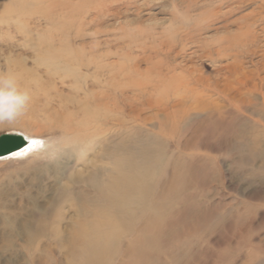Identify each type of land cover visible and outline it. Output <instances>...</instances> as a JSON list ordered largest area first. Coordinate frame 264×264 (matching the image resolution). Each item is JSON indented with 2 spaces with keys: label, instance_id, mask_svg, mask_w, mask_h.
I'll return each instance as SVG.
<instances>
[{
  "label": "rangeland",
  "instance_id": "rangeland-1",
  "mask_svg": "<svg viewBox=\"0 0 264 264\" xmlns=\"http://www.w3.org/2000/svg\"><path fill=\"white\" fill-rule=\"evenodd\" d=\"M237 30L249 32L247 39L257 36L254 44L247 39L241 46L223 42L226 36H236L240 43L243 37ZM263 36L264 0H0V73L20 76L22 60L27 69L36 65V74L45 83L58 84L55 73L68 75L67 85L72 77L63 72L62 64L41 65L42 58L32 44L53 40L85 45L95 56L107 54L99 63L104 65L102 74L111 73L109 80L117 86L125 84L120 96L112 88L110 131L95 130V136L82 144H62L59 134L41 124V95L30 98L26 111L14 123L0 124V135L16 133L46 141L33 154L0 159V264H40V259H46L42 264L66 263L56 234L22 230L26 221L36 220L34 227L45 220L42 211H32L35 205L22 198L30 191L40 196L38 208L46 206L52 190L43 195L36 191L43 185L47 188L51 179L35 180L41 170L48 171L46 164L61 155L53 169L68 158L82 170L101 154L105 139L115 152V144L137 126L159 134L162 143L160 161L156 159L147 179L155 190L153 196L170 177L169 161L184 153L178 184L168 210L162 213L164 221L154 237L156 246L149 264H264ZM120 70L128 74L126 80L120 77ZM45 74L54 75L47 78ZM131 81L141 83V89ZM57 84L59 91L68 93ZM180 85L196 90V98L189 97L184 104L180 91L174 90ZM149 97L169 101V107H190L192 119L201 116L199 108L205 105L211 112L219 111L221 121L215 127L194 120L192 127L176 125L162 135L157 126L166 116L161 110L145 106L138 119L128 117ZM246 97L251 104L243 106L240 100ZM126 145L133 147L130 141ZM126 157L122 160L129 159ZM63 175L60 189L68 185L67 174ZM153 196L148 197L150 201ZM74 198L56 206L62 218L45 221L47 228L65 230L76 220L71 210ZM7 224L13 227L6 228ZM121 253L118 250L116 261Z\"/></svg>",
  "mask_w": 264,
  "mask_h": 264
},
{
  "label": "bare ground",
  "instance_id": "bare-ground-1",
  "mask_svg": "<svg viewBox=\"0 0 264 264\" xmlns=\"http://www.w3.org/2000/svg\"><path fill=\"white\" fill-rule=\"evenodd\" d=\"M237 32L243 37L240 43L237 42L238 38L236 36H226L222 39L223 42L227 45L234 43L235 46L245 44L249 32L244 30H237ZM256 37L251 35L250 39L247 40L254 44ZM32 44L35 45L36 51L39 52V59L42 58L41 65L49 66L61 63V66L64 67L63 72L70 74L71 76H69L72 77V81L66 85L68 75L54 72L58 84L61 83L62 89H67L68 91V93L63 94L54 85L57 82L52 81L53 84L45 83L40 79L41 77H38L36 74L37 69L35 70L36 65H32V69H27L25 63L20 60L19 73L21 75L15 78L22 89L29 91L30 98L42 96L41 111L38 115L41 124H45L53 133L59 134L63 140L62 144L68 143L65 141H77L79 144L85 143L86 139L95 136L94 131H98L100 128L104 129L103 132L105 134L110 131L109 128L113 120L112 88L115 87V94L118 93L117 95L120 96L125 84L121 82L117 86L116 83H112L113 80H109V74L111 73L106 71V76L102 74L101 70L104 65L99 63L108 58L107 54L95 56L93 49H89L85 45L77 47L71 43L55 42L53 40L45 42L35 41ZM261 69H264V64ZM45 72L47 73V71ZM50 74L45 75H49L46 76L47 78L53 77L54 74ZM119 74L124 80L128 77V74L122 72V70H120ZM131 82L133 86L141 87V83L138 81ZM174 90H177L176 93L180 91L179 98L182 101L184 100V104H186L189 97L192 99L196 91L191 88L187 89L185 86H181L180 89L177 86ZM154 93L157 92L154 91L152 94ZM245 99L240 100L241 104L243 106L250 105L248 98L246 97ZM140 100L139 102H141ZM34 101L36 99H33ZM131 102L129 101L128 104ZM142 102V108L130 112L131 114L128 117L131 120L138 119L139 113L145 109V106L146 108L161 110L162 114L166 116L164 121L157 126L162 135L168 130H173L176 125L183 128L186 126V128L192 127L195 124L193 123L194 120H200L199 123L203 122V124H214L215 127L221 121L222 114L217 110L211 112L209 107L205 105L199 108V111H202L201 116L198 119H192L189 115L190 107H187V110L184 107L181 108L180 105L179 108L171 105L169 107L167 104L169 101L162 102L160 99L155 101L150 99V97L145 98ZM50 104H54L55 108H51ZM88 129L89 131H86ZM132 131L130 135H126V138H122L121 141L115 144L114 148L117 150L115 151L118 153L117 157L115 156L117 153L112 151L113 148L111 149V146L107 145L108 140L105 139V144H102L101 154H97V157L89 160L82 170L76 169L78 162H72L68 158L65 159L63 164L58 165L57 169H53L61 155L56 156L54 163L46 164V167L49 168L48 171L41 170L40 174L35 178L39 182L51 179L47 188L43 185V188H40L41 190L36 191L43 195L47 190H52L53 197L45 201L46 206L38 208L40 196H33L30 191L22 198L29 202L30 205H35L31 209L32 211H42L41 214L45 219L40 224H35L34 227L36 220L31 223L26 221L27 224L22 230L24 229L27 234L43 235L46 232L52 235L56 234L59 238L60 249L64 250L66 255L65 264H149L152 250L156 246L154 237L160 233V226L164 221L162 213L164 210H168L167 206L172 200L171 195H174L175 192L174 186L178 184L184 153L174 157L171 162L169 161L172 170L170 177L168 181H164L159 186V190L156 193L157 196H153L155 190L147 179L156 159L160 161L159 148L162 143L159 139V134L143 131L138 126L137 128L134 127ZM26 140L29 141L31 139L28 138ZM129 141L133 143V147L126 145ZM17 152H23L24 154L15 155ZM17 152L6 157L22 158L24 155L33 154L35 151L34 149L28 150L27 145L23 150L21 149V151ZM83 152L81 155L84 154ZM124 157L129 159L126 161L122 160ZM109 165H114V170L107 168ZM164 167L166 168V166ZM63 173L67 174L68 185L60 189L58 187L59 178ZM69 196L71 198L75 196L71 210L74 213L73 219L76 220H72L65 230H59L57 226L51 229L47 228L45 221L48 222L49 219L61 220L60 209L56 206L61 202L64 203L66 198L71 203ZM151 196L155 197L153 201L148 198ZM48 207L51 208V213ZM8 226L10 228L13 227V225L9 224L5 227L8 228ZM61 234H66L68 237L63 239L65 235ZM130 236V240H127ZM118 250L122 252V255L116 261ZM45 260L42 259L41 261L40 259L39 263L42 264Z\"/></svg>",
  "mask_w": 264,
  "mask_h": 264
},
{
  "label": "clouds",
  "instance_id": "clouds-1",
  "mask_svg": "<svg viewBox=\"0 0 264 264\" xmlns=\"http://www.w3.org/2000/svg\"><path fill=\"white\" fill-rule=\"evenodd\" d=\"M30 101V94L27 89H22L17 79L11 73H0V124L14 123L24 114ZM28 139V137H25ZM40 143L35 150L45 147L46 141L37 139Z\"/></svg>",
  "mask_w": 264,
  "mask_h": 264
},
{
  "label": "water",
  "instance_id": "water-1",
  "mask_svg": "<svg viewBox=\"0 0 264 264\" xmlns=\"http://www.w3.org/2000/svg\"><path fill=\"white\" fill-rule=\"evenodd\" d=\"M28 145V141L16 133H5L0 135V158L11 155Z\"/></svg>",
  "mask_w": 264,
  "mask_h": 264
},
{
  "label": "snow or ice",
  "instance_id": "snow-or-ice-1",
  "mask_svg": "<svg viewBox=\"0 0 264 264\" xmlns=\"http://www.w3.org/2000/svg\"><path fill=\"white\" fill-rule=\"evenodd\" d=\"M40 143L39 140L37 139H31L28 141V150H32L35 148V146H37ZM23 152H17L15 153V155H23Z\"/></svg>",
  "mask_w": 264,
  "mask_h": 264
}]
</instances>
